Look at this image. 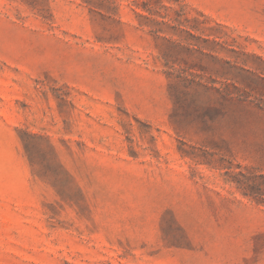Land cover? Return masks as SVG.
Masks as SVG:
<instances>
[{
  "label": "rangeland",
  "instance_id": "rangeland-1",
  "mask_svg": "<svg viewBox=\"0 0 264 264\" xmlns=\"http://www.w3.org/2000/svg\"><path fill=\"white\" fill-rule=\"evenodd\" d=\"M0 264H264V0H0Z\"/></svg>",
  "mask_w": 264,
  "mask_h": 264
}]
</instances>
